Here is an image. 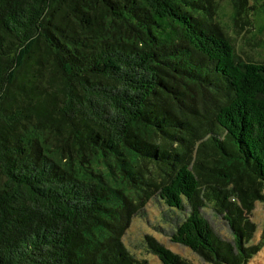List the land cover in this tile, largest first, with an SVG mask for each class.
<instances>
[{"label": "trees", "instance_id": "trees-1", "mask_svg": "<svg viewBox=\"0 0 264 264\" xmlns=\"http://www.w3.org/2000/svg\"><path fill=\"white\" fill-rule=\"evenodd\" d=\"M257 25L264 0H0V264H188L125 245L151 202L208 264L258 255L264 59L231 34Z\"/></svg>", "mask_w": 264, "mask_h": 264}, {"label": "rangeland", "instance_id": "rangeland-1", "mask_svg": "<svg viewBox=\"0 0 264 264\" xmlns=\"http://www.w3.org/2000/svg\"><path fill=\"white\" fill-rule=\"evenodd\" d=\"M257 30L258 25L257 29H251L249 32H240L236 36L231 31V34L236 37V43L245 54L251 55L254 59H264V32L261 34ZM164 209L165 207H158L154 202H151L146 208L147 216L144 218H136L131 223L130 228L123 238L125 245L132 253L139 256L141 255L140 251L142 252L141 241L145 236L150 235L168 250L185 259L188 264H208L188 248L170 242L173 223L169 225L168 218L173 219L174 216H172V212L166 210L164 212ZM202 213L219 237L231 240V234L222 217L216 215L210 209H205ZM175 214L179 216L180 212L175 210ZM252 220L257 225V232L251 244H256L261 241L264 234V202H258L256 204V209L252 214ZM147 258L150 264H161L155 256L147 255ZM248 264H264V245L259 254L254 256Z\"/></svg>", "mask_w": 264, "mask_h": 264}]
</instances>
